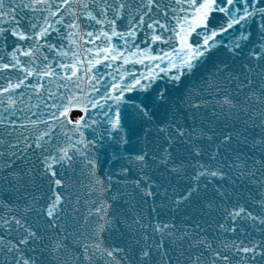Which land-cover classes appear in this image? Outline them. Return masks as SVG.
I'll use <instances>...</instances> for the list:
<instances>
[{"label":"snow or ice","instance_id":"obj_1","mask_svg":"<svg viewBox=\"0 0 264 264\" xmlns=\"http://www.w3.org/2000/svg\"><path fill=\"white\" fill-rule=\"evenodd\" d=\"M0 264H264V0H0Z\"/></svg>","mask_w":264,"mask_h":264}]
</instances>
